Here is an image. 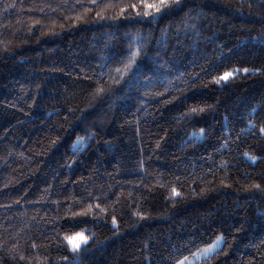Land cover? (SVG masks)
<instances>
[{
    "label": "trees",
    "instance_id": "obj_1",
    "mask_svg": "<svg viewBox=\"0 0 264 264\" xmlns=\"http://www.w3.org/2000/svg\"><path fill=\"white\" fill-rule=\"evenodd\" d=\"M133 3L0 0V264H264V0Z\"/></svg>",
    "mask_w": 264,
    "mask_h": 264
},
{
    "label": "snow or ice",
    "instance_id": "obj_2",
    "mask_svg": "<svg viewBox=\"0 0 264 264\" xmlns=\"http://www.w3.org/2000/svg\"><path fill=\"white\" fill-rule=\"evenodd\" d=\"M93 3H95V0H93ZM101 3H103V0H101ZM180 3H181V0H151V2L150 0H139V5L137 3H133L130 5V7L134 10L136 16H139L141 18L151 17L152 20H155L158 16L165 14L166 10H170L173 7V5L179 6ZM127 7L129 6H125V8L121 9L120 15H123ZM138 8H142L143 11L138 10ZM96 14L100 15V12L98 11ZM77 19H80V17H77ZM140 54H141L140 48H136L135 51H133L129 55L128 63L125 65V67L123 69L116 68L114 71L118 74L122 72L126 73L128 70L131 69L132 65L135 64L136 57H138ZM242 71L243 73H247L249 72V69L245 68ZM239 74H241L240 69H233L231 71L224 72L222 75L215 78L213 82L219 85L222 82L228 81L229 78H234L236 75H239ZM110 78L115 79L118 82L117 77H110ZM105 91L106 89L101 85L97 87L96 94L100 95L104 93ZM197 111H204V109L203 108L197 109L194 107L190 110V114H194ZM249 131H251V127L249 128ZM259 131L261 133H264V127H261ZM194 135H197V134H194ZM199 135H203V130H201ZM82 143H83V138L77 141L76 145H74V150L78 151L80 147L82 146ZM244 155L247 157V160L250 163L254 164L257 160L256 156L249 155L248 153H245ZM253 187L258 190L261 188L260 184H255ZM172 191L175 195H179V193H177L175 189H173ZM95 208L99 209V214H103L105 212V209L101 208L99 204H95ZM90 212H93L92 204H89L86 210L80 213H73V215H88V213ZM112 223L114 227L117 226L115 217L112 218ZM85 231H87V229L75 232L72 235H68V234L63 235V238H62L63 242L65 243V246L68 248L69 251L76 253L80 251L82 246L88 245V242L92 237L89 235H85ZM92 235L94 236L95 234L93 233ZM224 243H225L224 237L219 236L209 246L204 247L200 249L198 252L194 253L191 260L189 259V257H184L183 259L179 260L177 264H186V262H188V264H192L193 260L198 261L201 258L207 261V259H209L214 254H218V250L224 245ZM32 246L35 247V245H32ZM85 250H87L86 247H85ZM20 259H24V257L21 256ZM64 259H67V257H64Z\"/></svg>",
    "mask_w": 264,
    "mask_h": 264
},
{
    "label": "rangeland",
    "instance_id": "obj_3",
    "mask_svg": "<svg viewBox=\"0 0 264 264\" xmlns=\"http://www.w3.org/2000/svg\"><path fill=\"white\" fill-rule=\"evenodd\" d=\"M222 247H223V246H222ZM222 247H221V248H222ZM221 248H220V249H221ZM220 249H219V250H220ZM201 259H203V258H201ZM201 259H200V260H201ZM190 260H191V259H190ZM195 261H196V260H193L192 263H194ZM186 264H188V262H186Z\"/></svg>",
    "mask_w": 264,
    "mask_h": 264
}]
</instances>
